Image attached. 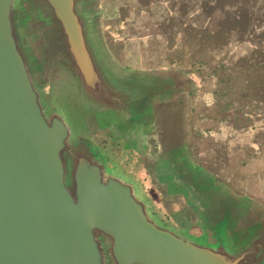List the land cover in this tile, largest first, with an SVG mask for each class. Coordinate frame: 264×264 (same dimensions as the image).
<instances>
[{
    "label": "water",
    "instance_id": "obj_1",
    "mask_svg": "<svg viewBox=\"0 0 264 264\" xmlns=\"http://www.w3.org/2000/svg\"><path fill=\"white\" fill-rule=\"evenodd\" d=\"M98 0H0V264H264V210L186 151L189 81L108 54ZM139 155L167 221L125 167Z\"/></svg>",
    "mask_w": 264,
    "mask_h": 264
},
{
    "label": "rangeland",
    "instance_id": "obj_2",
    "mask_svg": "<svg viewBox=\"0 0 264 264\" xmlns=\"http://www.w3.org/2000/svg\"><path fill=\"white\" fill-rule=\"evenodd\" d=\"M190 4L195 10H206L207 31L200 29L189 39L174 42L169 41L168 31L173 26V0H128L126 19L138 28L123 34L113 31L109 18L117 13L105 2L103 8L112 12L105 10L104 16L106 29L113 31L108 38L112 52L127 70L174 72L188 80L184 105L192 99L194 104L228 105L238 108L239 119L247 120V125L252 116L260 120L263 116L257 115L254 104L261 102L264 91V0H191ZM248 131L251 135L250 127ZM191 153L190 162L202 175L212 172L204 170L211 162L200 161L192 146ZM206 177L220 185L219 180Z\"/></svg>",
    "mask_w": 264,
    "mask_h": 264
},
{
    "label": "crops",
    "instance_id": "obj_3",
    "mask_svg": "<svg viewBox=\"0 0 264 264\" xmlns=\"http://www.w3.org/2000/svg\"><path fill=\"white\" fill-rule=\"evenodd\" d=\"M190 1L173 0L171 12L173 26L171 30L168 29L169 41L177 42L180 37L189 39L193 32H200V29L207 31L206 10L202 11L200 8L195 10L191 7ZM105 2L114 9L113 13H117L112 15H115L114 18H109V22L115 26L114 32L123 34L128 29L137 30L138 26L126 19L124 12L128 0H98L97 10L107 52L121 68L127 70L121 65L108 43L109 35L113 31L106 29L104 16L105 10H108V14L112 12L108 8H103ZM178 2L181 3L176 7ZM213 17L216 20L218 15L214 14ZM128 71L144 72L130 68ZM262 97L258 103L261 105L254 104L256 105L254 109L259 111L257 115L263 117L259 120L252 116L249 125L247 120L239 119L237 107L194 104V99L189 105H184V121L189 159L193 160L192 146L200 161L211 162V165H204L206 166L204 170L209 169L213 173L204 172L203 176L219 180L221 187L227 192L236 194L252 207L264 210V91ZM249 127L252 130L251 135Z\"/></svg>",
    "mask_w": 264,
    "mask_h": 264
},
{
    "label": "flooded vegetation",
    "instance_id": "obj_4",
    "mask_svg": "<svg viewBox=\"0 0 264 264\" xmlns=\"http://www.w3.org/2000/svg\"><path fill=\"white\" fill-rule=\"evenodd\" d=\"M140 158L136 154L128 157L125 166L141 182L142 186L152 197L158 207L159 213L167 221H172L171 215L175 213L189 216L192 226L187 232L193 237L204 238L202 231L196 225L195 216L192 212L193 209L188 207L184 200H180L178 204H172L173 198H169L167 192L162 188H158L152 179V175L155 172L154 167L141 163Z\"/></svg>",
    "mask_w": 264,
    "mask_h": 264
}]
</instances>
